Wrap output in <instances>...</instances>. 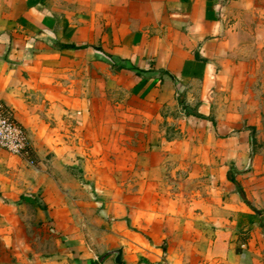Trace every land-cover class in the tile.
<instances>
[{"label":"crops","instance_id":"crops-1","mask_svg":"<svg viewBox=\"0 0 264 264\" xmlns=\"http://www.w3.org/2000/svg\"><path fill=\"white\" fill-rule=\"evenodd\" d=\"M251 3L0 0V100L36 157L31 165L0 147V264L10 254L14 264H72L70 251L74 264L96 262L93 231L107 253L127 243L124 264H264V108L251 94V24L231 18L264 6ZM254 23L257 41L264 24ZM87 120L175 123L173 157L190 192L154 184L142 203L156 207L142 219L119 214L116 196L92 218L88 186L65 165L75 159L68 128L84 132ZM252 152L250 169L236 172ZM28 205L70 248L39 245Z\"/></svg>","mask_w":264,"mask_h":264},{"label":"rangeland","instance_id":"rangeland-1","mask_svg":"<svg viewBox=\"0 0 264 264\" xmlns=\"http://www.w3.org/2000/svg\"><path fill=\"white\" fill-rule=\"evenodd\" d=\"M259 1L252 0L251 4H258ZM252 11L250 13L242 12L241 16H238L239 13L236 12L231 15V18L233 23H238L240 18L241 21L248 19L251 24L252 28L246 30L250 43L245 51L253 87L251 94L264 108V34L259 35L256 41V29L254 28V21L262 20L261 25L264 24V6L257 8L252 6ZM171 122L170 120H103L101 124L96 123L95 120H87L84 132L79 131L74 125H70L68 128L70 134L76 133L75 142L71 146L75 152V159L72 158L73 162L65 165L67 171L74 178L88 186L87 209L92 218L95 215L103 216L102 210L105 203L114 196L117 201L121 202L115 206L119 214L127 217V211L135 209L138 211L139 217L143 216V208L153 210L152 208L156 207V204L145 205L142 203L143 196L149 194L148 188L154 184L161 186V189L165 185L170 188V193L176 192L185 195L190 192L191 180L186 178L185 167H180L185 163L173 157L172 139L176 136L178 129L176 124ZM26 130L31 142L30 133L27 128ZM78 133H80L79 137ZM31 152L35 159L34 163H31L27 157L21 158L34 165L36 157L32 144ZM196 183L198 181H194V184ZM25 210L28 218H34L31 223L39 229L40 235L37 240L39 245L44 246V249L48 248L49 251L70 248V245L63 244L64 237L61 233L53 230V227L48 228L47 224H44L46 222L38 221V209L34 210L32 206L28 205ZM90 223L92 227L94 221ZM95 225L98 226L96 223ZM101 228L103 229L104 226ZM48 233H53L54 237L47 238L46 234ZM93 233L97 234L95 238H91L95 244L94 247L89 248L90 253L87 255L95 256L98 264H104L108 257L115 258L114 252L107 253L105 251L106 247L104 246L107 239L99 236L98 231H93ZM119 243L116 242L117 248L125 246L124 244L127 245L126 242L122 245ZM166 245L165 241L162 247H166ZM129 247H131V243ZM70 254V262L74 264L75 254L72 251ZM139 256V261L142 263L145 258L141 254ZM14 263L15 256L13 254L7 256L5 264Z\"/></svg>","mask_w":264,"mask_h":264},{"label":"built area","instance_id":"built-area-1","mask_svg":"<svg viewBox=\"0 0 264 264\" xmlns=\"http://www.w3.org/2000/svg\"><path fill=\"white\" fill-rule=\"evenodd\" d=\"M0 147L34 163L31 142L25 126L17 120L13 111L0 100Z\"/></svg>","mask_w":264,"mask_h":264},{"label":"water","instance_id":"water-1","mask_svg":"<svg viewBox=\"0 0 264 264\" xmlns=\"http://www.w3.org/2000/svg\"><path fill=\"white\" fill-rule=\"evenodd\" d=\"M252 161H253V152L251 154V157H250V162H249V165L248 167L246 168V170H243V171H236V172H239V173H242L244 171H247L248 169H250L251 165H252ZM123 251H124V246H121L120 248L114 250L113 252L115 253V262L117 264H122V261H123ZM82 264H98L92 260H86V261H83L81 262Z\"/></svg>","mask_w":264,"mask_h":264},{"label":"trees","instance_id":"trees-1","mask_svg":"<svg viewBox=\"0 0 264 264\" xmlns=\"http://www.w3.org/2000/svg\"><path fill=\"white\" fill-rule=\"evenodd\" d=\"M240 188H241V187H240ZM240 193H241L243 196H245V193H244L243 190H240ZM122 264H124V263H122Z\"/></svg>","mask_w":264,"mask_h":264}]
</instances>
